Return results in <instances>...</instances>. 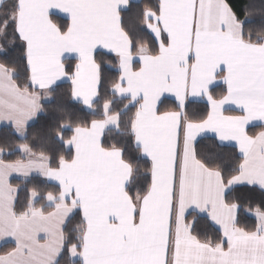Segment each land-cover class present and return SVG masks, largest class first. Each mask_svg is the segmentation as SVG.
<instances>
[{"label": "snow or ice", "instance_id": "snow-or-ice-1", "mask_svg": "<svg viewBox=\"0 0 264 264\" xmlns=\"http://www.w3.org/2000/svg\"><path fill=\"white\" fill-rule=\"evenodd\" d=\"M254 121L264 0H0V264H264Z\"/></svg>", "mask_w": 264, "mask_h": 264}, {"label": "trees", "instance_id": "trees-1", "mask_svg": "<svg viewBox=\"0 0 264 264\" xmlns=\"http://www.w3.org/2000/svg\"><path fill=\"white\" fill-rule=\"evenodd\" d=\"M138 2L143 7L144 4L147 3V0H139ZM129 23H135L138 28H142L143 27L142 24L139 21H137V20H130ZM142 35L144 37V41L146 43H150L148 35L146 33H142ZM68 87H69V84L67 82H65L63 84V89L62 90H67ZM221 87H223V86H221ZM216 91L219 92V91H221V89L218 88ZM168 106H170V103H169ZM42 123H43L42 119L39 120V121H34L33 123H31L30 131L31 132L38 131L39 127H40V125ZM262 129H264V125L253 126V127L248 128V132L251 135V134H255L256 132H258V131H260ZM6 131H7V128H5L4 126H0V134H3ZM204 143L208 144V143H210V141L206 140ZM226 152L232 154L235 157H239V154H238L237 150L235 149V147L228 146L227 149H226ZM4 158L6 160H8V161H14V160L20 159L21 155L18 152H13L11 155L5 154ZM10 182L13 185L20 184L22 182V178L13 177V178L10 179ZM190 218L191 217H189V219ZM255 222H256L255 219L253 217H251L250 215H248V212H245L244 215L241 218V223L247 225L249 228L253 227ZM199 231L202 234H207L209 237H215L218 234V229L210 221H205V220L201 221ZM12 246L13 245L10 244V243L3 244L0 247V253H4V252L9 251L12 248Z\"/></svg>", "mask_w": 264, "mask_h": 264}, {"label": "crops", "instance_id": "crops-1", "mask_svg": "<svg viewBox=\"0 0 264 264\" xmlns=\"http://www.w3.org/2000/svg\"><path fill=\"white\" fill-rule=\"evenodd\" d=\"M139 1V0H138ZM63 14H61V16H62ZM143 26V25H142ZM101 51H104V52H106L107 50H101ZM223 86V85H222ZM236 112H237V114H238V110H236ZM34 122V121H33ZM33 122H30V123H33ZM259 125H264V122H259V121H254V122H252L249 126H248V128H250V127H252V126H259ZM0 126H3L2 124H0ZM260 131H264V129H262V130H260ZM260 131H258V132H260ZM258 132H256V133H258ZM209 136H211V134H209ZM229 146H231V145H229ZM235 149L237 150V152H238V154H239V149L237 148V147H235ZM240 155V154H239ZM13 177H17V178H22L21 176H20V174L19 173H13L12 174V176L9 178V179H11V178H13ZM248 215H250L251 217H253L254 219H255V217L251 214V213H248ZM214 225V224H213ZM218 230H219V226L218 225H214ZM41 235H43V234H41ZM6 243H10V244H12L13 246H12V248L15 246V244H14V241H11V239L10 238H5V239H3V240H0V247L3 245V244H6ZM11 248V249H12ZM10 249V250H11ZM5 253V252H4ZM4 253H0V255H3Z\"/></svg>", "mask_w": 264, "mask_h": 264}, {"label": "rangeland", "instance_id": "rangeland-1", "mask_svg": "<svg viewBox=\"0 0 264 264\" xmlns=\"http://www.w3.org/2000/svg\"><path fill=\"white\" fill-rule=\"evenodd\" d=\"M253 127V126H252Z\"/></svg>", "mask_w": 264, "mask_h": 264}]
</instances>
